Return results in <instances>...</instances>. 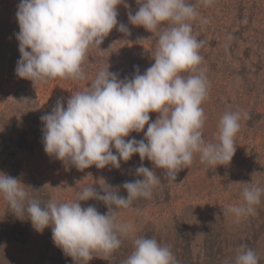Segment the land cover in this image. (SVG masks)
I'll return each mask as SVG.
<instances>
[{"label":"clouds","instance_id":"9594fccd","mask_svg":"<svg viewBox=\"0 0 264 264\" xmlns=\"http://www.w3.org/2000/svg\"><path fill=\"white\" fill-rule=\"evenodd\" d=\"M124 0H20L16 12L20 59L16 74L36 83L61 78L85 80L84 63L92 48H101L104 39L117 29L129 34L118 21L117 8ZM214 0H198L207 7ZM138 10L129 12V22L142 26L158 39L154 63L141 73L121 79L117 73L100 69L86 90L73 92L57 100L51 113L41 117L43 146L49 156L83 171L119 169L136 154L164 170L168 183L189 168L195 157L209 167L228 165L236 152L235 137L242 110L227 111L219 120L217 142L204 137L206 114L203 108L210 83L201 67L200 49L204 41L193 31L198 16L197 4L189 0H137ZM150 113H158L152 121ZM147 130L145 131V127ZM144 133L137 140L131 133ZM115 149V153L113 152ZM143 179L126 181L119 188L102 186L103 195L93 185L84 186L72 201L51 198L41 202L32 197L18 178L0 173V196L17 218L26 216L35 230L51 227L54 244L72 257L89 264L93 253L110 258L131 238L133 250L122 264H179L168 245L155 238L138 237L132 224L120 219V210L138 199H152L165 183L143 163L135 169ZM242 191L244 205L229 212L240 218L252 214L261 202L264 187L251 183ZM102 201L108 211L102 214L94 206L82 207V201ZM257 252L241 245L234 261L226 264H259Z\"/></svg>","mask_w":264,"mask_h":264},{"label":"rangeland","instance_id":"374dc122","mask_svg":"<svg viewBox=\"0 0 264 264\" xmlns=\"http://www.w3.org/2000/svg\"><path fill=\"white\" fill-rule=\"evenodd\" d=\"M189 2L197 4L199 12L192 22L194 34L205 42L200 55L210 83L203 104L206 141L217 142L219 120L225 112L248 114L241 120L230 164L209 167L197 156L189 168L177 174L176 181L168 183L164 170L147 159L142 162L138 154L128 162L121 161L119 169L93 165L83 171L49 156L42 142L41 117L51 113L57 100H63L66 107L72 93L86 90L100 69L109 67L121 79L131 78L137 67L143 73L154 63L158 33L132 25L129 12L134 15L139 5L137 0H124L117 8L118 21L127 26L129 34L113 29L101 48L89 51L85 80L56 78L34 84L16 74L21 55L15 35L20 0H0V173L31 187L32 197L42 203L51 198L72 201L82 187L90 185L101 195L107 184L126 196L123 183L143 179L135 175L143 163L165 186L152 199H138L120 210V219L134 226L135 235L149 228L153 238L171 247L179 264H226L234 261L241 245L254 249L259 264H264V196L252 214L238 218L228 211L244 205L242 191L251 187L245 183L264 187V0H214L207 7L198 0ZM157 116L150 113L152 121ZM132 137L141 140L144 133L133 132ZM93 200L82 201L81 206ZM14 217L0 196V264L54 263L52 251H45L53 246L51 227L38 232L24 217V234L8 235ZM93 257L89 264H113L101 253H93Z\"/></svg>","mask_w":264,"mask_h":264},{"label":"trees","instance_id":"16d2710c","mask_svg":"<svg viewBox=\"0 0 264 264\" xmlns=\"http://www.w3.org/2000/svg\"><path fill=\"white\" fill-rule=\"evenodd\" d=\"M123 193V196H125L124 192ZM127 196V195H126ZM125 196V197H126ZM38 197H36L37 199ZM40 200V199H39ZM140 200H143V199H140ZM88 206H94L98 212L102 213V214H106L108 209L106 207V205L102 202V201H99V200H96L94 199L92 202H90V204H87L85 207H88ZM25 219L27 220V217L25 216ZM24 223H25V220H21L17 217H14L13 218V222L11 223V228L10 230H8L6 232V234L10 235L12 233H16L17 235H19V237H21L22 234H24V229L27 227L24 226ZM17 226H21V227H17ZM24 227V229H23ZM138 237H148V238H153L154 237V234H152L151 230H149V228H146L144 230V232H141L139 233L138 235H136ZM48 242H52V241H48ZM159 242V241H158ZM133 250V243H132V239H125L124 240V243L121 247V249H119L116 253H114L110 258L112 260V263L113 264H122V261L131 253V251ZM46 252H51V257L53 255V262H51V264H79L81 262V260L77 259L76 261L66 255L61 248L57 247L54 242H53V246L51 245L49 247V249H46L45 250ZM48 256H50V254H48ZM116 262V263H115ZM183 264V263H182Z\"/></svg>","mask_w":264,"mask_h":264}]
</instances>
